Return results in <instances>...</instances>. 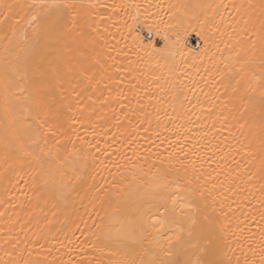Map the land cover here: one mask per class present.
<instances>
[{
  "label": "snow or ice",
  "instance_id": "6c2138e0",
  "mask_svg": "<svg viewBox=\"0 0 264 264\" xmlns=\"http://www.w3.org/2000/svg\"><path fill=\"white\" fill-rule=\"evenodd\" d=\"M129 7L0 0V264H264V0L204 16L224 92L170 138L138 95L141 61L118 59L134 48L104 35Z\"/></svg>",
  "mask_w": 264,
  "mask_h": 264
},
{
  "label": "bare ground",
  "instance_id": "6f19581e",
  "mask_svg": "<svg viewBox=\"0 0 264 264\" xmlns=\"http://www.w3.org/2000/svg\"><path fill=\"white\" fill-rule=\"evenodd\" d=\"M121 2L129 5L139 4L140 7L125 9L128 15L124 12L117 13L110 21L103 23L102 28H107L104 35L110 47L115 44L118 48H123L124 43H127L129 47L134 48V52H130L127 57L120 56L118 59L141 61L139 69L143 75L138 78L144 82L147 94L145 96V93L138 92V95L145 105L144 110L151 114L153 119L159 115L162 138H170L176 132L183 136L200 131L198 123H209L205 116L200 115V105L206 108L208 103H217L214 99L217 93L212 90L214 87L219 88L221 94L224 92V87L219 83L221 77L218 73L223 71V65L219 61L221 53L228 51L224 49L212 24L207 23L204 16L207 15L211 19L218 3L256 4L259 0H105L107 4ZM198 4L204 5V8L197 10L194 6ZM209 5L211 7H208ZM227 12L239 19L232 8H228ZM133 16L138 21L133 32H129L123 25L126 22L131 26ZM224 20H229L227 14L224 15ZM134 37L138 40H134ZM146 49L150 50L146 52ZM2 54L0 51V56ZM118 66L122 69L129 67L127 64ZM186 113L192 114V133L183 131V126L188 123ZM223 115L231 121L235 113L226 108ZM196 116H200V121H196ZM169 117L171 119H168ZM164 125H168L170 130H165ZM143 135L141 133L142 137ZM217 135L220 136L219 133ZM223 135L226 136L227 132ZM215 142L220 143V140ZM150 144L151 141H147L144 146L148 147ZM236 160L239 161L241 169L248 171H251L253 166L258 167L260 163L258 155L251 161L241 159L240 156H237ZM226 163L229 168L236 167L231 157ZM79 212L84 215L85 209L79 208ZM243 224L241 219L240 227H243ZM232 226L236 229L235 219L232 220ZM239 234L237 231V235Z\"/></svg>",
  "mask_w": 264,
  "mask_h": 264
}]
</instances>
